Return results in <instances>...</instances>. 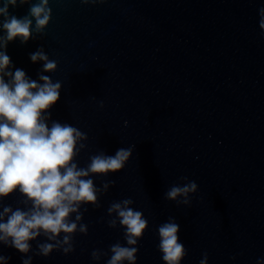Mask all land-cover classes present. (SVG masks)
Returning a JSON list of instances; mask_svg holds the SVG:
<instances>
[{"label":"water","instance_id":"obj_1","mask_svg":"<svg viewBox=\"0 0 264 264\" xmlns=\"http://www.w3.org/2000/svg\"><path fill=\"white\" fill-rule=\"evenodd\" d=\"M38 3L17 0L8 12L22 18ZM47 7L42 32L30 17L27 42L17 37L0 47L10 57L6 71L61 82L46 122L86 134L77 142L85 145L79 167L99 153L133 151L122 171L90 174L99 191L95 205L80 208L77 225L86 233L49 240L42 232L27 253L0 241V264H106L116 243L138 247L136 264H165L158 227L170 218L187 253L181 264H201L205 253L206 264H264V0H49ZM41 50L55 71L31 60ZM108 181L115 183L104 189ZM191 181L195 192L165 197ZM124 199L147 220L138 245H126L118 214L108 212ZM5 207L26 211L31 201L17 189L0 197V214ZM44 243L55 245L47 256L38 247Z\"/></svg>","mask_w":264,"mask_h":264},{"label":"clouds","instance_id":"obj_2","mask_svg":"<svg viewBox=\"0 0 264 264\" xmlns=\"http://www.w3.org/2000/svg\"><path fill=\"white\" fill-rule=\"evenodd\" d=\"M28 0H19L23 5ZM49 0H40V3L30 7L28 16L18 18L10 15L8 6H16L17 0H3L0 6V27L6 36L0 37V47H6L7 42L22 38L27 42L32 35V19L35 18V31L40 33L49 23L51 9ZM82 3H93L97 0H81ZM259 27L264 29V8L259 9ZM33 62L44 61L43 71L52 72L57 69V63L49 60L43 51H37L30 56ZM10 57L6 52H0V197L7 196L17 189L31 207L26 211L12 210L5 207L0 214V241L5 244L11 241V246L18 251L27 253L30 249L28 241L35 239L42 232L49 240L55 239L61 232L73 233L77 231V222L82 219L80 211L82 205L96 204L99 189L94 184L90 174H107L119 172L125 168L132 156V148H119L114 155L99 153L91 156L90 163L79 167L76 157L79 149L85 145L77 142L86 139L77 127L53 121L49 127L46 122L50 116L48 112L60 99L61 82H53L49 76L40 75L38 83L26 77L21 69L14 73L6 71L10 65ZM8 76L6 82L4 77ZM48 113L46 116L45 114ZM186 179V177H184ZM109 183L105 182L104 189ZM197 184L194 181L187 185H173L165 197L175 200L177 196L195 192ZM187 203V201H184ZM133 203L131 199L113 202L108 212L115 211L119 222L125 228L126 245H138V239L146 228L147 220L142 218L143 213L128 207ZM87 211V209H84ZM76 213L75 218L71 214ZM10 214V215H9ZM7 220L4 222V216ZM115 220L109 222L114 227ZM80 232H87V225L80 224ZM180 226L171 218L169 222L158 227L160 242L159 251L165 264H181L187 254L183 243L179 242ZM72 237L65 235L67 243ZM59 243V241H57ZM55 245L44 243L38 247L45 256ZM72 250L71 245L64 251ZM111 256L106 264H122L127 260L129 264H136L138 247H128L120 243L110 246ZM94 259L97 253H92ZM4 259L0 256V260ZM205 260L201 264H206ZM23 264H30V258ZM259 264V261H258Z\"/></svg>","mask_w":264,"mask_h":264}]
</instances>
